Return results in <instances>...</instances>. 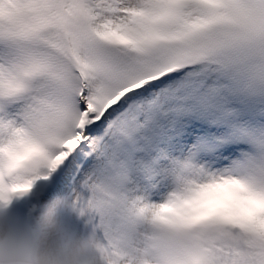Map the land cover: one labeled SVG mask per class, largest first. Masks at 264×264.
<instances>
[{
  "label": "snow or ice",
  "instance_id": "1",
  "mask_svg": "<svg viewBox=\"0 0 264 264\" xmlns=\"http://www.w3.org/2000/svg\"><path fill=\"white\" fill-rule=\"evenodd\" d=\"M56 198L100 264H264V0H0V212Z\"/></svg>",
  "mask_w": 264,
  "mask_h": 264
},
{
  "label": "clouds",
  "instance_id": "2",
  "mask_svg": "<svg viewBox=\"0 0 264 264\" xmlns=\"http://www.w3.org/2000/svg\"><path fill=\"white\" fill-rule=\"evenodd\" d=\"M96 251L94 237L73 226L63 198L33 216L0 212V264H100Z\"/></svg>",
  "mask_w": 264,
  "mask_h": 264
},
{
  "label": "rangeland",
  "instance_id": "3",
  "mask_svg": "<svg viewBox=\"0 0 264 264\" xmlns=\"http://www.w3.org/2000/svg\"><path fill=\"white\" fill-rule=\"evenodd\" d=\"M32 199H34V196H33ZM21 203L26 204L27 207H28L29 209L32 208V202H31V200L29 199V200H25V201H23V202H17V203L14 205V208H13L12 212H11V213H8V214H9L10 216H15V215H17V214H21V215H24V216H31V212H28V213H22V212H20V211L18 210V209L20 208V206H21Z\"/></svg>",
  "mask_w": 264,
  "mask_h": 264
},
{
  "label": "bare ground",
  "instance_id": "4",
  "mask_svg": "<svg viewBox=\"0 0 264 264\" xmlns=\"http://www.w3.org/2000/svg\"><path fill=\"white\" fill-rule=\"evenodd\" d=\"M13 208H14V206H13ZM13 208H12V210H13ZM12 210L10 211V213L12 212Z\"/></svg>",
  "mask_w": 264,
  "mask_h": 264
}]
</instances>
